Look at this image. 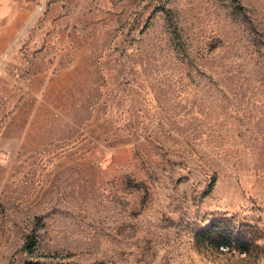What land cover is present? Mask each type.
I'll list each match as a JSON object with an SVG mask.
<instances>
[{"label": "rangeland", "instance_id": "rangeland-1", "mask_svg": "<svg viewBox=\"0 0 264 264\" xmlns=\"http://www.w3.org/2000/svg\"><path fill=\"white\" fill-rule=\"evenodd\" d=\"M0 264H264V0H0Z\"/></svg>", "mask_w": 264, "mask_h": 264}, {"label": "trees", "instance_id": "trees-1", "mask_svg": "<svg viewBox=\"0 0 264 264\" xmlns=\"http://www.w3.org/2000/svg\"><path fill=\"white\" fill-rule=\"evenodd\" d=\"M215 183V177L213 176L210 183L208 184L207 191H210ZM198 238L201 239V243L206 247H211L215 249L224 248L230 250L235 246H241L246 252L249 250V246L243 240L236 237L233 231L228 226H220L219 223H212L205 229H203L199 234ZM35 244V238L33 235L29 236L24 244L22 245V250L32 251ZM44 256H54L46 254Z\"/></svg>", "mask_w": 264, "mask_h": 264}]
</instances>
